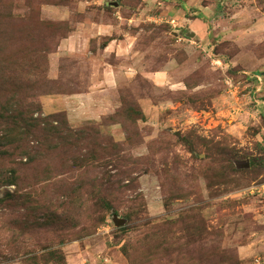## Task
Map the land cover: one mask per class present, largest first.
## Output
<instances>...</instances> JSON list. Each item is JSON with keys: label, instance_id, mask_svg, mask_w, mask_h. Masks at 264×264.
<instances>
[{"label": "rangeland", "instance_id": "1", "mask_svg": "<svg viewBox=\"0 0 264 264\" xmlns=\"http://www.w3.org/2000/svg\"><path fill=\"white\" fill-rule=\"evenodd\" d=\"M7 1L10 5L0 15L8 22L6 13L22 17L36 8L42 22L65 34L79 18V0ZM99 1L119 4L104 6L102 17L96 18L99 21L111 19L121 4L127 17L134 11L143 13L138 27L144 31L149 27L165 32L157 43L144 48L148 60L138 72L131 71L133 77L119 89L115 112L125 98L135 110L138 134L131 138L136 132L129 125H110L112 116L86 122L90 116L77 117L76 123H84L75 128L99 131L98 140L88 136L91 141L82 143L80 151L81 156L94 151L92 164L99 169L86 170L88 176L82 178L83 171L68 174L75 149L63 150L41 166L36 164L26 184L47 180L39 185H53L70 178L82 184L97 177L113 210L104 212L88 202L85 215L75 213L67 218L65 231L47 230L43 209H19L11 198H5L6 191L14 193L15 187H2L0 264H46L52 252L61 257L47 264H264V0H191L190 5L187 0H170L168 13L172 15L167 18L177 20L180 27L176 29L148 17L162 13L155 1L145 11L133 0ZM192 21L195 28L203 29L199 38L208 36L205 44L188 41L194 31ZM134 26L133 30L138 28ZM146 36L142 32L139 42ZM59 41L55 38L47 44L56 52ZM183 48L192 62L187 60L183 67L169 64L159 71L169 73L173 85L158 86L147 77L155 67L161 69V59ZM80 62L68 56L60 59L65 89L80 83L84 90L89 84L91 65ZM96 65L97 69L101 66ZM26 66L21 75L28 80L44 75L52 78L51 58L47 64ZM200 73L204 74L200 89H215L220 97L205 110L194 111L187 99L180 100L176 94L185 91L184 83ZM45 97L50 96L39 99ZM46 103V110L41 105L42 118L52 115L50 108L62 106L61 101ZM140 110L145 120L137 115ZM103 123L105 128L100 127ZM185 138L194 141L195 147L184 143ZM109 141L120 148L113 149ZM39 187L34 196L41 193ZM29 193L24 191L23 197ZM85 194L93 200L91 187ZM95 212L97 218H105L103 224L90 223ZM115 216L125 220L123 227L115 225ZM188 226L198 230L188 233ZM129 248L130 255L125 252Z\"/></svg>", "mask_w": 264, "mask_h": 264}, {"label": "trees", "instance_id": "2", "mask_svg": "<svg viewBox=\"0 0 264 264\" xmlns=\"http://www.w3.org/2000/svg\"><path fill=\"white\" fill-rule=\"evenodd\" d=\"M142 4L140 0H133ZM10 5L7 0H0V11L6 9ZM121 5V4H120ZM6 13L5 19L11 20L8 22L2 20L0 15V188L15 187V192L12 193L9 189L6 191L5 198L12 199L16 207L19 209L30 208L33 212L38 209H43V224L47 230H58L63 232L67 229L69 221L67 218L74 216V214L85 215L87 203H93L97 209L102 208L104 212L113 210V203L105 196L103 182L96 183L97 177L82 184L69 181H59L57 184L40 186L39 184L45 183L43 180L32 185H27L29 173L32 170L36 171L35 165L41 166L46 160H52L58 157L59 153L63 150H74L72 167L68 174L75 171H83L86 173L89 169L95 167L94 151H89L86 155H80V151L84 148V143L87 141L98 140L100 137L99 131L94 129H77L69 121L65 112H59L42 118L43 102L39 97L58 96V95H75L84 94L88 92L89 84L83 90L80 88L81 84H73L71 89H65L62 85L63 73L62 66L59 69V77L57 79L48 78L45 75L38 80H28L24 73V66L32 68L33 66L41 63H48L52 55L56 54L61 42L75 31L76 21L72 23L71 30L70 24L68 32L65 34L57 33L53 24H46L39 19V11L33 8L22 17H9ZM81 16L79 15L80 19ZM78 21V20H77ZM99 21V20H97ZM166 27H164L165 29ZM143 28L138 27L132 30V33H137L140 30L148 33L142 43L139 42V49L143 52L144 48L157 43L158 39L165 33L164 30H156L157 28ZM55 38L60 39L57 45V50L54 52L49 41H54ZM142 39V38H141ZM176 43V42H175ZM148 57L146 56V59ZM148 60V59H147ZM161 69L156 68L152 73L163 70L167 63L174 60L178 67H183L191 59L187 57L186 50H178L172 54H168L164 59H161ZM158 62V60H157ZM159 67V66H158ZM46 74V73H45ZM203 73L197 74L186 81L185 91L177 92L180 100L187 99V105L194 111H202L207 106L212 105L220 97V93L212 88H202ZM42 105V107H41ZM44 110V107H43ZM140 120H145V115L142 110L136 112ZM38 115V117H36ZM135 110L130 106L128 101L122 99L121 107L113 114L105 116L102 119L106 120L111 118L110 125L121 124L124 127L128 125L135 131L137 125V118ZM104 122V121H103ZM108 124V123H107ZM108 124V125H109ZM106 124H101V128H105ZM136 132V131H135ZM128 133V131H127ZM40 134L43 135L41 138ZM137 132L131 134L137 136ZM90 136V138H88ZM130 139V135H129ZM184 143H188L192 148L195 147L194 141L185 138ZM33 143V145H32ZM83 143V145H82ZM109 145L113 149L118 150L119 145L109 141ZM47 147V148H46ZM211 148V147H210ZM209 148V149H210ZM52 156L49 153H52ZM79 153L80 158H77ZM20 159V160H19ZM213 159V158H211ZM17 160L19 162H17ZM23 160L26 162H23ZM18 163H20L18 165ZM85 170V171H84ZM87 170V171H86ZM210 170H215L211 168ZM33 173V172H32ZM41 188L40 194L35 195L36 187ZM91 187L93 189L94 198L89 201L83 191ZM30 192L27 197H23V192ZM3 200H0L2 202ZM32 206V208H31ZM29 210V209H28ZM96 211V209L94 210ZM118 213V212H116ZM125 217L132 218L130 214H125ZM105 218H97L96 212L90 218V223L100 225L104 223ZM187 232L198 230L197 226H188ZM167 243V242H166ZM164 242V244H166ZM125 252L130 255V248ZM61 257L58 252H52L45 259L44 263H49Z\"/></svg>", "mask_w": 264, "mask_h": 264}, {"label": "crops", "instance_id": "3", "mask_svg": "<svg viewBox=\"0 0 264 264\" xmlns=\"http://www.w3.org/2000/svg\"><path fill=\"white\" fill-rule=\"evenodd\" d=\"M140 1L142 2L143 11L151 7V4H148L151 3V1H155L156 4L159 5V13L162 12L161 15H149V18L154 19L156 17V20L168 25H170L169 23L172 21H175L177 27H180L176 19L167 18L172 15L169 14L172 9V6L170 7L172 4L170 0ZM78 4L81 18L75 22V31L69 38L61 42L57 53L51 56V76L53 79L59 77L58 63L62 57H71L74 61H78L79 63H81L80 61L86 60L91 65L88 92L75 95L50 96L42 99L44 110L47 109V100L61 101L62 106H60L59 109H52L49 107L50 109H48L50 111L48 113L55 114L65 112L70 123L74 127L88 120H95L97 118L101 120L103 117L115 113V110L118 108V93L121 85L129 79L131 80L133 76L129 75V73L134 70L138 72V68L143 66L146 61L144 57L145 52L139 49V36L144 31L140 30L135 34L132 33V25H135L134 27L139 26V16L143 13L138 15L134 11L131 17H127L124 15V13L127 12L126 7L120 5L118 9H115L114 12L111 13V19L104 21L102 18L100 21H97L98 19L96 18H101L103 15V7L108 4L110 5L111 2L105 4L99 0H79ZM186 4L190 5L191 0H187ZM162 9L166 10L162 11ZM182 11L183 9H181L180 12ZM182 16L184 17V15ZM179 18H182L181 15ZM190 25L194 31L188 34V41L190 39L205 44L208 41V36L203 35L199 38V33H201L203 29L195 28L193 21ZM185 35L187 36V34ZM96 61L101 64L98 69L95 68L97 66L96 63L99 64ZM169 64L176 65L177 63L172 60L167 63L166 67ZM147 77L158 86L173 85L170 82L171 77L169 73L149 72ZM260 79L261 78H259V81L262 82L263 79ZM97 86H99L100 90H96ZM153 107L156 108V106ZM82 115L90 117L85 118L84 122L79 121L80 123H76L75 119Z\"/></svg>", "mask_w": 264, "mask_h": 264}, {"label": "water", "instance_id": "4", "mask_svg": "<svg viewBox=\"0 0 264 264\" xmlns=\"http://www.w3.org/2000/svg\"><path fill=\"white\" fill-rule=\"evenodd\" d=\"M110 6H111V7H118L119 4H118V3H111ZM247 167H249V166H247ZM114 222H115V225H116L117 227H123V226L125 225V220H121V219H119L118 216H115V217H114Z\"/></svg>", "mask_w": 264, "mask_h": 264}, {"label": "built area", "instance_id": "5", "mask_svg": "<svg viewBox=\"0 0 264 264\" xmlns=\"http://www.w3.org/2000/svg\"><path fill=\"white\" fill-rule=\"evenodd\" d=\"M169 24H170V26H172L173 29H176L177 28V25H176L175 21H172Z\"/></svg>", "mask_w": 264, "mask_h": 264}]
</instances>
